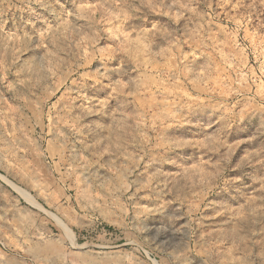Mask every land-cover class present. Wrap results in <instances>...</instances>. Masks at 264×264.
Wrapping results in <instances>:
<instances>
[{
    "label": "rangeland",
    "instance_id": "rangeland-1",
    "mask_svg": "<svg viewBox=\"0 0 264 264\" xmlns=\"http://www.w3.org/2000/svg\"><path fill=\"white\" fill-rule=\"evenodd\" d=\"M0 264H264V0H0Z\"/></svg>",
    "mask_w": 264,
    "mask_h": 264
}]
</instances>
